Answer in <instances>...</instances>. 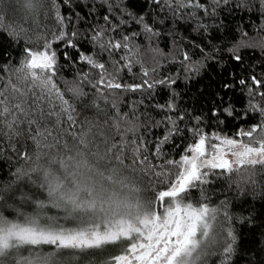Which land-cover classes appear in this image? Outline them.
Here are the masks:
<instances>
[{
    "label": "trees",
    "instance_id": "trees-1",
    "mask_svg": "<svg viewBox=\"0 0 264 264\" xmlns=\"http://www.w3.org/2000/svg\"><path fill=\"white\" fill-rule=\"evenodd\" d=\"M26 2L0 0L3 24L14 22L25 30L16 39L7 28L0 30V89L12 83L27 91L31 82H23L18 71L25 48L43 51L41 45L46 38L56 52L54 82L74 105L77 125L74 129L67 123L53 128V136L40 138L41 147L37 149L26 122L19 126V134L11 137L0 123V213L6 218L16 220L17 208L32 214L36 211L34 200L48 199L46 187L40 186L44 181L39 169L59 171V163L52 164L51 158L67 159L69 153L63 144L74 143L68 132H79L85 121H93L98 126L94 131L102 130L116 143L122 137L133 142L123 154L124 163L129 166L126 174L140 189L135 195L143 200L167 190L174 181L178 168L166 162L189 155L188 146L198 141L194 129L199 128L207 140L219 135L246 142L239 131L260 124V113L249 108V101L259 106L264 100L248 94L250 87H256L253 76L261 81L260 91H264V11L260 0H229L228 5L218 8L212 0H39L35 10H28ZM194 3L203 7H192ZM57 12L63 24L57 21ZM59 32L65 34L64 38L53 39ZM97 33L98 39L93 40ZM68 40L75 47L67 46ZM116 42L121 43L120 49L108 47ZM234 55L241 59L237 61ZM83 56L92 57L105 68H93ZM102 72L104 83L97 84ZM112 79L124 86L143 87L136 91L106 87ZM161 80L165 83H159ZM241 80L245 84H240ZM31 96L29 92V103ZM41 106L50 107L46 100ZM226 108L233 110L232 115ZM172 121L180 131L169 135ZM114 124L119 125L118 132ZM165 136L169 139L161 144ZM101 139L96 137L98 143ZM136 145L141 149L139 155L148 157L147 169L139 159L133 163L131 149ZM104 148L101 143V152ZM25 153L32 159H25ZM34 167L38 170L30 171ZM18 170L29 174L18 178ZM204 181L194 182L181 195L193 206L207 205L216 210L215 220L210 221L213 235L217 229L221 235L227 229L233 231L237 243L231 264H264V168H239L232 173L213 169ZM124 194L127 189L121 192ZM22 196L28 199L22 200ZM155 207L163 210L158 201ZM44 211L63 215L54 208ZM40 250L49 252L53 248L41 246ZM21 251L23 256L28 255L27 246ZM207 253L199 264H221L220 251L210 247ZM106 258L107 253L100 250L88 254L92 264H101Z\"/></svg>",
    "mask_w": 264,
    "mask_h": 264
},
{
    "label": "snow or ice",
    "instance_id": "snow-or-ice-1",
    "mask_svg": "<svg viewBox=\"0 0 264 264\" xmlns=\"http://www.w3.org/2000/svg\"><path fill=\"white\" fill-rule=\"evenodd\" d=\"M212 2L217 8L221 4H229V0ZM39 6V0H27L25 4L28 10H35ZM191 6L203 7L199 3ZM260 9L264 11V0H260ZM204 10L207 12V9ZM3 20L4 17L0 16V30L7 28L13 39L25 32L17 23L4 25ZM57 21L63 24L58 12ZM147 30L151 31L150 28ZM99 35H94L93 40L98 39ZM64 36L63 32H59L53 39H63ZM66 43L67 46L75 47L71 40ZM100 46L104 47L103 44ZM108 47L120 49L122 45L116 42L110 43ZM41 48L43 51L25 48V59L18 71L22 74L23 82H31L27 91L12 83L0 89V123L8 129L11 137L19 134V126L26 122L28 131L33 133L31 139L35 141L37 149L41 147L40 138L47 140L53 136V128H59L64 123L68 124L69 129L77 125L74 105L64 98L53 79L57 71L56 52L51 50L52 45L46 38ZM82 59L93 68H105L103 63L90 56H83ZM185 59L188 57L185 56ZM234 59L239 61L241 57L234 55ZM196 70L199 71L198 68ZM144 75H147L146 71ZM104 80L102 72L97 84H103ZM252 83L256 87L249 88V96L254 99L259 95L264 100V91H260L261 81L253 76ZM144 84L153 87L147 81ZM240 84H245V81L241 80ZM105 86L113 89L126 87L132 91L143 87L124 86L115 79L109 80ZM34 89H39V92ZM29 92L32 93L31 103ZM45 100L50 106L47 109L41 106ZM249 108L259 112L262 119L259 125L239 131L238 135L246 137V142L213 135L211 139L219 141V144H208V138L200 129H194L193 135L198 137V141L194 142V146H188L191 156L184 155L180 161L166 162L182 169L175 173V182H170L167 190L159 191L155 197L146 200L135 195L140 189L126 174L129 166L125 165L123 154L133 142L125 141L122 137L116 143L102 130L94 131L98 126L93 121H85L79 132L69 131L74 143L69 145L65 141L63 144V149L69 153L67 159L57 161L52 157L50 161L52 164L59 163V171L39 169L44 181L40 186L46 187L48 199L34 200L36 211L32 214L15 209L16 220H10L0 213V264H92L88 254L96 250L107 253L108 258L101 264H199L202 256L210 254L207 253L209 247L221 252V264H231L237 243L233 231L227 229L226 234L221 235V230L217 229L215 235L210 237V221L215 220L216 210L209 209L207 205L193 206L181 194L193 181L205 182L203 177L207 173L201 172V169H221L232 173L239 168H264V104L258 106L250 100ZM225 111L232 115L231 108ZM53 116L55 120L51 119ZM32 126H35L34 132ZM113 128L119 131L118 124H114ZM168 131L169 135L180 131L175 121H172V128ZM258 132L260 135L257 136ZM97 136L102 138L99 143ZM168 139L169 136H165L161 144ZM55 143L59 144V140L56 139ZM101 143L105 145L103 152L100 150ZM140 151L139 145L131 149L133 163L139 159L147 169L148 157L140 156ZM156 152L159 154V146ZM229 155L234 159L226 158ZM24 158L32 159L26 153ZM36 158L39 159V153ZM37 170L34 167L30 171ZM28 174L18 170V178ZM155 175L165 174L155 172ZM124 189H127V194L121 195ZM0 199L3 197L0 196ZM27 199V196H22V200ZM157 201L162 211L155 207ZM45 208L57 209L63 215H49L44 211ZM26 246L28 255L25 257L21 250ZM41 246H52L53 251L44 252L40 250Z\"/></svg>",
    "mask_w": 264,
    "mask_h": 264
},
{
    "label": "rangeland",
    "instance_id": "rangeland-1",
    "mask_svg": "<svg viewBox=\"0 0 264 264\" xmlns=\"http://www.w3.org/2000/svg\"><path fill=\"white\" fill-rule=\"evenodd\" d=\"M207 143H208V144H211V143H217V144H219V141H213L212 139H210V140H207ZM208 153H209V158H210V155H211V150H210V149L208 150ZM189 156H191V153H189ZM226 158H228V159H234V158L231 157L230 155H229L228 157H226ZM235 167H236V166L234 165V168H235ZM177 168H178V167H177ZM211 170H213V169H210V168H209V169H201V172H203V173H207V175H208V172L211 171ZM178 171H182V169H181V168H178ZM178 171H177V172H178ZM207 175H206V176H207ZM206 176H204L203 179H205ZM175 179H176V178H175ZM175 179H174L173 182H175ZM194 182H196V181H193L192 184H193ZM210 223H211V222H210ZM212 228H213V227H212V225H211V228H210V230H209V235H210V237L214 236V235H213ZM206 242H207V241H206ZM209 248H210V247H209ZM209 248H208V249H209ZM208 249H207V251H208ZM202 257H203V256H202ZM202 257H201V258H202Z\"/></svg>",
    "mask_w": 264,
    "mask_h": 264
}]
</instances>
